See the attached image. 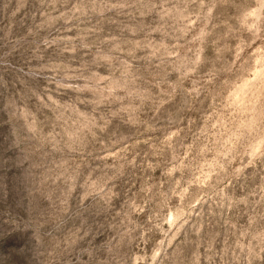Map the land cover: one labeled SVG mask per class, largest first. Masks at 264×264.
Returning <instances> with one entry per match:
<instances>
[{"label":"clouds","instance_id":"clouds-1","mask_svg":"<svg viewBox=\"0 0 264 264\" xmlns=\"http://www.w3.org/2000/svg\"><path fill=\"white\" fill-rule=\"evenodd\" d=\"M0 264H264V0H0Z\"/></svg>","mask_w":264,"mask_h":264},{"label":"rangeland","instance_id":"rangeland-1","mask_svg":"<svg viewBox=\"0 0 264 264\" xmlns=\"http://www.w3.org/2000/svg\"><path fill=\"white\" fill-rule=\"evenodd\" d=\"M10 242H11V243H17V244H18V243H20L21 241H19V240H15V239H14V240H12V241H10Z\"/></svg>","mask_w":264,"mask_h":264}]
</instances>
